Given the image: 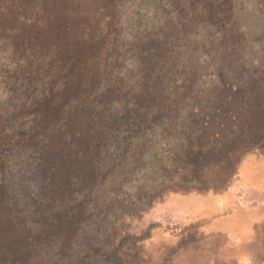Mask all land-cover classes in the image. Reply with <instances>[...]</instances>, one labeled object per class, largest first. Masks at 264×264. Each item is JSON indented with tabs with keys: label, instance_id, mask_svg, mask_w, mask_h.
<instances>
[{
	"label": "rangeland",
	"instance_id": "374dc122",
	"mask_svg": "<svg viewBox=\"0 0 264 264\" xmlns=\"http://www.w3.org/2000/svg\"><path fill=\"white\" fill-rule=\"evenodd\" d=\"M0 264H264V0H0Z\"/></svg>",
	"mask_w": 264,
	"mask_h": 264
},
{
	"label": "trees",
	"instance_id": "16d2710c",
	"mask_svg": "<svg viewBox=\"0 0 264 264\" xmlns=\"http://www.w3.org/2000/svg\"><path fill=\"white\" fill-rule=\"evenodd\" d=\"M97 250L99 251L100 249H99L98 247H97V248H93V249L90 251V253H93V251L96 252Z\"/></svg>",
	"mask_w": 264,
	"mask_h": 264
}]
</instances>
